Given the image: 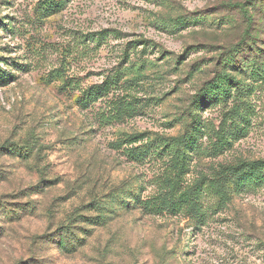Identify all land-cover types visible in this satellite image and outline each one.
<instances>
[{
	"label": "rangeland",
	"instance_id": "1",
	"mask_svg": "<svg viewBox=\"0 0 264 264\" xmlns=\"http://www.w3.org/2000/svg\"><path fill=\"white\" fill-rule=\"evenodd\" d=\"M244 1L0 0V67L15 75L0 87V264H264V180L225 203L204 185L202 221L144 214L132 201L159 193L168 158L118 145L183 134L228 74L245 101L205 104L183 187L264 159V0L247 4L249 30L230 5ZM117 73L121 89L79 102Z\"/></svg>",
	"mask_w": 264,
	"mask_h": 264
},
{
	"label": "trees",
	"instance_id": "2",
	"mask_svg": "<svg viewBox=\"0 0 264 264\" xmlns=\"http://www.w3.org/2000/svg\"><path fill=\"white\" fill-rule=\"evenodd\" d=\"M256 1L260 0H246L244 2L230 4L232 7L237 6L241 8L248 22V30L252 28L255 20L247 10V4L250 3L252 5ZM235 49L237 48L234 47ZM241 50H245L244 47L240 48ZM1 60L7 61L4 58H1ZM14 78L15 75L0 67V87L10 83ZM121 80L122 78L119 73L114 75V77H112V74H109L103 83L82 90L79 102L85 106H89L100 98L109 96L113 88L117 87ZM122 86L123 83L116 90L121 89ZM200 91L194 101V111L190 114L192 116V122L187 125L183 134L170 138L163 136L151 138L146 133L128 134L118 141L119 146H125L124 151L132 160L145 161L148 158L163 156L168 158L169 162L165 168V175L160 182L162 185L159 193L148 200L138 199L137 201L135 199L132 201L141 208L144 214H162L165 212L171 213L184 210L187 214L202 221L204 213L201 195L204 185H207L209 187L208 189H211L219 197L221 202L225 203L242 186H250L252 183H258L264 180V159H259L251 162H243L238 166L225 167V169H222L217 174L216 178H208L210 180L208 183L204 184V180H199L190 187H183V177L189 169L192 150H197L201 147L200 140L205 135V124L200 116V111L204 108L205 104L213 100L222 103L233 100L234 107L239 112V108H237L240 107L238 105L239 101L241 103L245 101L242 83L240 80L228 74L220 75L218 80L208 84L207 87ZM109 102L112 104V101ZM123 102L125 101L118 103V111L123 108ZM131 105V102H126L125 108L134 109L135 106L131 107ZM239 115L240 113L237 112L232 114L228 113L227 116H224V124L227 123V120H235ZM218 138L222 145L230 141L227 133L223 129L222 134ZM138 143L140 145H137ZM61 242L65 248L73 246L66 238L62 239Z\"/></svg>",
	"mask_w": 264,
	"mask_h": 264
}]
</instances>
